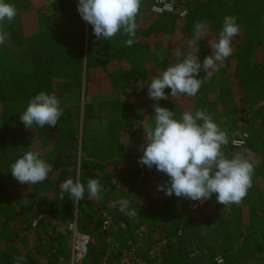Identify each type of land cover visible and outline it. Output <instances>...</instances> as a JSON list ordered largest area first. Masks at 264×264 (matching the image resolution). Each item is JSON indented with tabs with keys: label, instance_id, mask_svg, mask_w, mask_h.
<instances>
[{
	"label": "trees",
	"instance_id": "trees-1",
	"mask_svg": "<svg viewBox=\"0 0 264 264\" xmlns=\"http://www.w3.org/2000/svg\"><path fill=\"white\" fill-rule=\"evenodd\" d=\"M5 2L14 5L17 12L29 4L28 0H5ZM53 5L58 15L69 18L70 26L74 31L87 30V48L79 46L60 52L52 65L36 67L33 73L28 74L27 66L18 62L16 52L5 44L0 45V264H16L13 259L16 256L23 257L20 264H39L28 253L35 251L32 247L34 242L39 243L35 248L40 247L43 239L53 242L55 245L53 248L57 250L55 253H43L47 260L45 264H69V261L66 262L63 257V247L67 244L72 249L71 238L67 232L64 231L66 234L57 232L55 235L54 225L51 226L53 228L48 229L46 222L50 216L54 218L60 216L61 220L68 219L67 217L73 214V208L69 205L65 207L55 205L56 209L49 206L46 211L39 210L35 194L40 191V187L37 186L35 189L32 184H20L13 178L10 165L29 148L25 147L27 135L30 138L45 136L54 144L60 142V139L64 140L67 136H71L76 139L78 147L79 125L75 129L71 124V115L63 111L55 127L41 128L33 125V128H28L21 122L20 115L25 111L29 101L41 91L55 93L63 109L62 92L71 86V80H66L68 74L72 73V79L75 81L73 86L82 89L84 82L88 83L92 70L101 67L105 74L104 79L109 81L110 88L117 93V96L139 108L141 99L143 101L149 99L147 85L152 76L159 74L157 69L164 67L165 70L169 64L176 63L172 58L174 51L181 49L187 54L188 51L195 50L188 43L194 38L195 23L207 21V34L199 41L197 53L202 63L206 56L212 54L210 44L207 42L209 39H213V42L218 41L225 16L237 18L239 34L232 39V54L218 71L212 73L210 77L203 70L199 73L197 78L202 79V85L194 96L192 112L203 109L210 114L213 104L210 94L218 90L216 78L221 76L223 82L227 81L225 87L230 89L232 95L240 98L241 106L237 111L241 113L247 108V113L252 115L247 122L251 123V131H248L247 138L248 148L239 149L229 142L227 147L223 146L222 149L223 151L229 149L226 155L228 158L234 155L231 152L236 149L241 150L242 155L250 152L254 162V172L246 196L228 212L229 222L225 224L221 222L222 227L215 232L216 240L223 238L222 243L217 247L216 255L224 258V264H264V107L255 109V106L264 99V57L258 54V51H264V0H232L229 7H225L222 0H193L190 3L178 0L174 13L161 14L151 13L150 4L146 5L141 1L136 16L138 28L135 43L131 47L125 43L129 37L122 32L111 40L97 39L93 27L85 22L78 12V0H54ZM182 12H186L184 17L181 16ZM7 22L13 40L22 46L25 40L17 22L15 19ZM122 45L127 49L118 50ZM93 48L98 50L97 62L92 59ZM178 58L183 59V57ZM220 74H228L229 77L224 78ZM245 85L250 88L255 86L253 91L248 89L251 95L243 93L242 88ZM165 92L170 97L166 100L168 103L165 105H161L159 101L157 103L170 110V102L173 103L175 97H171V89H165ZM221 98L228 100L224 96ZM107 113L112 117L108 119L105 112L98 116L105 119L108 126L113 125L114 114L110 111ZM243 118L245 117L241 113L238 120L242 122ZM146 119L136 129L125 126L115 130L114 133L109 130L105 147L95 150L96 152H91L85 136L81 138L82 159L78 170L80 182L85 185L86 193H88L87 181L98 179L103 189L100 195L108 193V196L127 199L130 204L134 200L137 201L133 196L135 193L132 194L128 189L123 191L124 188H121L127 175L120 174L129 170L130 164H125L127 153L120 152V147L133 136H137L136 139L143 135L146 137L144 129L154 123L152 117ZM233 131L235 130H228V135L232 136ZM49 159L45 161L52 164L53 168L47 179L39 183L42 190L43 186H51L49 183L52 182L49 181L55 176L58 177L59 185L61 181L70 178L67 170H64L67 169L65 162L67 159L60 154ZM144 167L147 169L145 181L139 191L146 195L143 199L146 208L143 212L139 211L137 210L139 206L134 207L133 203L130 209H135L136 215L130 221L129 215L125 212L117 213L116 219L127 224V227L118 225L117 231H124L123 234L129 237L118 236L117 239L120 240L118 241L114 236L121 247L119 253L111 256L108 261L110 264H121L120 256L131 248L130 240L133 244H137L134 232L142 227L147 231L142 242L147 237H150L151 241L153 238L151 248L149 246L146 254L141 255L148 264H154L153 255L159 252L166 264H187L183 258L189 237L185 228L191 227L193 200L176 197L174 194L169 197L165 192L158 191L161 184L169 182V177L157 171L155 166L151 169L146 165ZM55 172L57 174H54ZM114 179L117 184H113ZM54 185L58 188L56 183ZM138 188L135 187V190L138 191ZM59 191L62 192L60 187ZM64 195L69 196L68 193ZM125 195L128 197L126 198ZM47 213L48 217L42 218L38 225L33 227L32 219L38 214L47 215ZM91 225L94 228L98 226L95 220L91 221ZM95 237L91 245L93 247L91 249L90 246L89 256L83 264L102 262L105 249L95 250L99 244L97 240H101L109 247L102 232L96 233ZM163 241H166L164 246H162ZM137 248H139L138 244ZM214 248V246L207 247L206 250L209 251L206 254H210ZM210 264L217 263L214 259Z\"/></svg>",
	"mask_w": 264,
	"mask_h": 264
},
{
	"label": "clouds",
	"instance_id": "clouds-1",
	"mask_svg": "<svg viewBox=\"0 0 264 264\" xmlns=\"http://www.w3.org/2000/svg\"><path fill=\"white\" fill-rule=\"evenodd\" d=\"M141 0H78V12L82 19L93 27L97 39L111 40L122 32L129 38L125 41L131 47L135 43L138 28L136 16ZM17 15L14 5L0 0V22H11ZM240 28L235 16H225L217 42H209L212 54L203 62L197 55L199 41L207 34V21H197L194 25V38L189 46L194 51L187 54L181 49L174 51V56L183 57L176 63L169 64L162 73L151 77L147 85L149 98L153 101L168 100L165 89H171V97L178 95L196 96L202 79H198L203 70L211 76L218 71L223 62L232 54V39L239 34ZM9 38L6 31L0 30V45ZM154 123L144 129L145 143L138 163L153 166L166 174L169 182L161 184L158 191L171 197H183L193 201H205L216 195V201L225 207L239 203L251 187L254 162L252 154H234L228 158L223 146L229 143L228 132L214 122L211 114L203 109L193 112L185 111L179 119L174 111L159 104H154ZM63 115L60 99L55 93L41 91L28 103L21 113L20 120L28 128L37 125L55 127ZM53 165L41 158L39 152L26 151L10 165L13 178L20 184H36L47 179ZM113 184H117L114 179ZM61 197L68 193L76 205L84 198L85 185L80 182L79 172L75 180L67 179L62 184ZM98 179L87 181L89 200L99 199L102 191ZM114 204L129 215H136L130 209V201L117 197ZM20 264L23 257L13 258ZM220 261L221 258L217 257ZM222 264V262H221Z\"/></svg>",
	"mask_w": 264,
	"mask_h": 264
},
{
	"label": "rangeland",
	"instance_id": "rangeland-1",
	"mask_svg": "<svg viewBox=\"0 0 264 264\" xmlns=\"http://www.w3.org/2000/svg\"><path fill=\"white\" fill-rule=\"evenodd\" d=\"M47 1L48 3H46V0L44 2L39 1V4H38L40 5L39 8L31 7L33 11L32 14H34L37 18H39V24L42 29L41 30L42 35L39 36L38 45L34 48H31L30 50H28L26 46H23V47L19 46V48L15 50L17 58H18V62L22 65L27 66L28 74L33 73L34 68L36 67L52 65V63L50 62H53L54 58H57L58 53L60 52H63L65 50H72L79 46H86L87 48V43H88L87 30L85 32L83 30L74 31L70 26L69 18L60 16L57 14V11L55 10L54 5H53L54 0H47ZM141 1L144 2L146 5H149L148 0H141ZM222 1L225 7H229L232 4V0H222ZM28 2L29 4L27 5L26 9L30 7V3L32 4L34 3L33 0H28ZM26 9L24 8L23 10H26ZM150 12H151V7H150ZM17 14L19 15H17L14 19L19 26L18 22L22 21L23 17H22V14H20L19 12ZM5 21L3 23L6 25V27L8 28V31L10 32L9 27H8V22L7 20ZM3 23H0V25H3ZM140 25L143 26L144 24L140 23ZM35 38H37V36ZM209 42H213V39H209L207 43ZM73 44L74 45L76 44V46L71 47ZM42 45H45V46H42ZM120 48H122V50L124 48L127 49V47L124 45L119 47L118 50H120ZM92 50H93V52L91 53L92 59L95 62H97L98 61V55H97L98 50L96 48H93ZM258 54H260L261 57H264L263 56L264 51H261V52L258 51ZM172 58L176 62L180 61V58L174 56V53L172 54ZM157 71H158L157 73H162L164 71V67L157 69ZM214 72L215 71H213L212 73ZM71 74L72 73L68 74V76L66 77V80L67 81L71 80L70 83H71V86H73L75 81L74 79H72ZM220 75H222L224 78H226V76L227 78L229 77L228 74L227 75L220 74ZM104 77H105V74H104L103 68L97 67L96 69L92 70L88 83L84 82L82 89H78V88L76 89L75 87L72 88L70 86L69 88H66L64 93H62V96H64L63 110L69 109L70 111L73 112L75 116L78 115L79 113V119L77 118L78 119L77 124L79 122L78 128L80 131V143H79V147H77L76 149L77 158H75V164H76L75 166L77 168V171L81 164L80 162L82 159L81 140L84 138V136H85V139L88 141V144L91 148H96V150L104 148L109 138L108 136L109 130L114 133L115 130L121 127H125V126H129L132 129H136L143 122L147 120L146 118L150 117V115L152 116L154 115L153 105L158 104L157 101H153L150 98L149 99L147 98L146 101H143L141 99L140 106L142 107L139 106L138 108L136 107L135 104L129 102L128 100H125V99L121 100L117 96V93L110 88L109 81L104 79ZM216 79H217V85H218L216 89L218 90L213 91L210 94L211 100L213 102V104H211V109H210V114L212 116V119L214 120V122H216L219 125V127L222 130H226V131L235 130L232 132V135H234V133L239 132V131H244L248 133V131H251L250 129L251 123L249 124L247 122L249 119H251L252 115L247 113L248 109L246 108V110H243L241 112L245 117L243 118L244 120L242 122L239 121L238 119H240V114H241L239 111H237V108L241 106L239 96L232 95L230 89L228 90V88L225 87L227 86V81L223 82L221 76H217ZM253 87L255 88L254 85ZM254 88H250V86L247 87V85H245L243 86L242 91L245 95H247L249 93L248 89L253 91ZM249 95H251V93H249ZM222 96H224L225 98H228V100L226 99L224 100V98H221ZM173 99L175 101L173 103L170 102V110L174 111L176 119H179L181 114L185 111L192 112V108L194 105V97L187 96V95H178ZM159 102L161 103V105H165L168 103V101L166 100H160ZM218 102L220 103L218 104ZM90 104L97 105V108L95 109V113L97 115H102L105 112L107 118L109 119L111 115L108 114L107 112L108 111L112 112L115 117L113 118L114 120H112L114 124L108 126L106 124L105 119L99 116H98L99 118L97 117L93 118V122L89 124V120L87 121V118L89 117L90 110H87L86 106H89ZM263 107H264V99L262 100V102L258 103L255 106V109H258V108L263 109ZM80 111H81V115H80ZM257 121H259V119ZM136 137L137 136H133L130 139H136ZM136 140H138V142L141 143L142 138L140 137L139 139H136ZM224 147H227V146H224ZM134 148L135 146L133 147V143L130 140L128 142H125V145L120 147V152L127 153L125 157L126 158L128 157L127 162L130 164H134L136 162L138 163V161L134 160V158L130 156L134 152L133 151ZM247 148L248 147L246 146V149ZM228 151L229 149L223 152L225 153V155H227ZM231 153L240 154L241 150L236 149V150H233ZM138 194L141 196L142 200H143V196L144 197L146 196L144 195L145 193H143L142 191L140 192L139 190L137 192V196ZM85 195H86L85 201H83L82 199V201H79L76 204L78 205L76 206V209H78L77 213H79L77 222H78L79 230L81 232L86 231L88 233H91V235L93 236V241H94L96 238L95 234L97 232V229L91 225V218L88 219L87 215L82 214L83 203L86 202V200L89 201V205H87L86 203L87 205L86 207L90 209L92 212L94 211L95 216L98 214V212L101 213V212L108 210L109 212L112 213L113 216L118 217L117 213H121L122 211H120L119 206H117L116 204H113V205L106 204V202L110 200L111 196H107L108 198H106L105 196L103 198V200L105 199L104 205H100L97 199L89 200L88 193H86ZM99 199H101V197ZM142 200H140V202H142ZM188 200L191 201V199H188ZM141 204H146V202L143 201L138 206L140 207ZM71 205H74L73 201H72V204H69V206ZM131 205H133V203H131L130 206ZM65 206H68V205H65ZM46 208H49V206H45V207L39 206L38 207L39 210H45V211H46ZM52 209H56V207L52 206ZM46 217H48V213L47 215L46 214L36 215L31 221L33 224V227H36L38 223L42 220V218H46ZM71 217L72 215L67 217L68 219L61 220L62 218L60 216L58 217L56 216V218L50 216L48 218V222H46V227L48 229L54 227L53 229H55L56 231L55 235L57 232H63L64 234H66L64 232L66 231L67 234L71 236L70 245L72 244V233L69 229L70 224L72 223L71 222L72 219H70ZM52 225L54 226L51 227ZM58 226L59 228L56 229ZM185 231L187 230L185 229ZM152 241H153V238H152ZM97 243L99 244L97 245L95 250L99 251L103 248V243L101 240L100 241L97 240ZM38 244L39 243L34 242L32 244V247L33 249H35V251L29 252L28 254L32 256L33 258H35L39 264H45L47 260L45 259L43 253H47V252L55 253L57 250L53 248L55 245L50 240L43 239L41 246L36 247L37 248L36 249L35 246ZM92 247L93 246H91V249ZM63 248H64L63 257L65 261L68 262L70 261L69 259L71 257V247L69 248V245L65 244ZM26 250L29 251L28 249ZM215 250H212L210 254L204 255V264H210L214 261L215 259L214 255L218 254L217 252L218 250L216 251Z\"/></svg>",
	"mask_w": 264,
	"mask_h": 264
},
{
	"label": "crops",
	"instance_id": "crops-1",
	"mask_svg": "<svg viewBox=\"0 0 264 264\" xmlns=\"http://www.w3.org/2000/svg\"><path fill=\"white\" fill-rule=\"evenodd\" d=\"M39 1L44 2L45 0H33L34 3L33 4L30 3L29 8H27V9L25 8L26 10L22 9V10L18 11L20 14H22V17H23L22 21L18 22L20 30L23 33L24 40H25V43L22 45V47L26 46V48L28 50H30L31 48H34L38 45L39 36L42 35V33H41L42 29H41L40 24H39V18H37L34 14H32L33 11L31 9V7H38L39 8V6H40V5H38ZM46 3H48L47 0H46ZM17 15H19V14H17ZM3 22H0V23H3ZM5 23H6V21H5ZM0 30L6 31L9 34V38L4 43L8 48H10L13 51H15L17 48H19V45L16 44V42L13 40L12 35L8 31V28L6 27V25L4 23H3V25H0ZM36 36H37V38H35ZM42 46H45V45H42ZM75 46H76V44L75 45L73 44L71 47H75ZM49 60H51V59H49ZM54 61H55V58H54ZM54 61L50 62V63L53 64ZM73 87H75V86H72V88ZM75 88L77 89V87H75ZM65 90H66V88L64 89V91ZM64 91L62 93H64ZM63 99H64V96H63ZM96 108H97V105H93V104L86 106V109L90 110L89 117L87 118V121L89 120V124H91L93 122V118H96V117L99 118L98 115L95 113ZM80 109H81V107H80ZM64 112L69 113L71 115V118H72L71 124L73 126H75V129H76V126L78 127V125H79V122L77 124V121L79 119V113H78V115L75 116L73 114V112L70 111L69 109L65 110ZM80 115H81V111H80ZM150 117H152V115H150ZM143 136H141V137H143L141 143H139L138 140H136V139H130V141L133 143V147L135 146V148L133 149L134 152L130 156L133 157L134 160H136V161H139L140 157H142V155H143V152L141 151V146L145 143V135H143ZM62 141H64V142H62ZM25 143H26L25 147H29V148H27V151L30 150V151H34V152H39L41 154V158H43L44 160H47L49 158L52 159V158L58 156L59 154L62 155L65 159H67V161H65L67 169H64V170H67V173L70 175V178L75 180V178H76L75 174H77V172L79 170L77 171V168L75 166V158H77V153H76L77 141L74 137L67 136L66 139H64V140L60 139V142H56L54 144V143H51V141H48L47 137H45V136H42V137L40 135L36 136V137L31 136V138H30L27 135L25 138ZM78 147H79V144H78ZM88 150H90V149H88ZM95 150H96V148H91V152H93ZM126 159H128V157ZM125 164H130V163H128L126 161ZM146 170H147L146 167H144L140 163L136 162L134 164L129 165V170H126L120 174V175H122V174L127 175L126 179L124 180V185L121 187V188H124L123 191H125V189H128L131 191L132 194L135 193L133 196L135 198H137V201H135V200L133 201L134 207H138V205L144 201L143 200L142 202H140V200L142 198L139 194L137 196L138 191H137V189L135 190V187H139L138 188V190H139L144 185L145 171ZM61 173H63V172H61ZM54 174H57V172H55ZM66 180L67 179L61 181L60 185L62 186V184ZM49 182H52V183H49L52 187L51 186L48 187L46 185V186H43V188H44L43 190L41 189V185L39 183L32 184L35 189L37 186L40 187V191L38 193L35 192L38 207L39 206L40 207L55 206V205L65 206V205L72 204L70 196L64 195L63 198L61 197V194H60L61 192L59 191V187H60V189H62V187L59 185L57 176L51 178V180ZM54 183L57 184L58 188H55ZM117 189H120V188H117ZM109 191H110V189H109ZM105 196H106V198H108L107 197L108 193L101 194V196H100L101 199H97L99 201L100 205H104L105 199L103 200V198ZM109 196H111V195H109ZM125 196H126V198L128 197L127 195H125ZM85 198H86V195H85ZM116 199L117 198H115L114 196H111L110 200H108L106 202V204L113 205L114 204L113 201H115ZM143 199H145L144 196H143ZM86 203H87V205H89V201L86 200V202L83 203L82 214L87 215L88 219L91 218V221L95 220L98 224V222L100 221L102 212L101 213L98 212V214L95 216V214H94L95 212L94 211L92 212L90 209H88L86 207L87 206ZM235 204L236 203L229 204L228 206L225 207L224 205L219 204L216 201V195L213 194L212 201L208 205H206L205 207L201 208L198 211H195V212L192 211L191 212V214H192V221L190 222L191 227L185 228V229H188L186 232L188 233L189 237H188V241L186 243L187 245L183 251V258H184V260H186L187 264H204V255L209 251V250H206L207 247H209V246H214L215 248L213 250H215V249L218 250L217 247L222 243L223 238L220 237L219 240H216L215 232L219 229V227H222V225H221L222 223L225 224V223L229 222L230 218H229L228 212L230 211V209L233 206H235ZM76 206H78V205H71V207L73 208V214H72V217L70 218V219H72L71 222L75 221L76 219L78 221V214L79 213H77L78 209H76ZM145 208H146V204H141V206L137 210L143 212V210H145ZM186 208H187V206H186ZM227 209H228V211H227ZM106 211H108V210H106ZM129 221H130V219H129ZM125 225H126L125 227H127L126 223H125ZM58 228H59V226L56 229H58ZM96 229H97L96 233L101 234L100 229H99V224H98ZM119 231H117V233L114 235V236H116V239L118 236H126L127 238L129 237V236L123 234L124 231H121V230H119ZM69 238H70V236H69ZM117 240L120 241L119 239H117ZM151 242L152 241H151L150 237H147L143 242L140 241V243L138 244V247H139L138 251L140 252L141 255L146 254L145 253L146 249H147V247L150 246ZM107 248H108V246L103 243V249L106 250ZM161 256H160V252L157 255H153L154 264H166L164 262L165 260L163 261V258H161Z\"/></svg>",
	"mask_w": 264,
	"mask_h": 264
},
{
	"label": "built area",
	"instance_id": "built-area-1",
	"mask_svg": "<svg viewBox=\"0 0 264 264\" xmlns=\"http://www.w3.org/2000/svg\"><path fill=\"white\" fill-rule=\"evenodd\" d=\"M183 3H189L192 0H181ZM151 6V13L161 14V13H174L177 8L178 0H148ZM186 12H182L181 16L184 17ZM249 137L247 132L239 131L234 133L232 136H228L229 142L236 148H244L247 146V138ZM213 198V196H212ZM212 198L205 201H193L191 205L192 211H198L201 208L208 205ZM178 210L180 208L178 207ZM129 215V214H128ZM135 215H129L130 220H133ZM36 223V222H35ZM100 232H102L105 237L109 247L105 250L102 257L101 264H109V259L111 256L119 253L120 243L114 239V235L117 232L118 225L125 227V223L118 221L109 211L102 212L100 221L98 222ZM72 233V249L71 257L69 264H83L84 261L88 258L90 252V246L93 243V236L88 232H81L78 227L77 219L70 224L69 227ZM147 234L144 228L139 227L134 235L136 236L137 244L142 241ZM130 240V239H129ZM131 245L130 249H127L126 252L120 256L121 264H148L138 251L137 244H133L132 240L129 241ZM166 244V241L162 242V246ZM153 255V252L151 253ZM217 257L221 258L220 261L217 260ZM215 262L217 264H224L225 260L221 255L216 256Z\"/></svg>",
	"mask_w": 264,
	"mask_h": 264
}]
</instances>
